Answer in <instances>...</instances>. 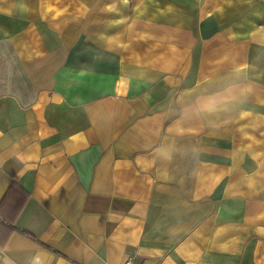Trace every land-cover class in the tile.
<instances>
[{"label": "crops", "instance_id": "0c3cea01", "mask_svg": "<svg viewBox=\"0 0 264 264\" xmlns=\"http://www.w3.org/2000/svg\"><path fill=\"white\" fill-rule=\"evenodd\" d=\"M64 1L0 0V264H264V0Z\"/></svg>", "mask_w": 264, "mask_h": 264}, {"label": "rangeland", "instance_id": "374dc122", "mask_svg": "<svg viewBox=\"0 0 264 264\" xmlns=\"http://www.w3.org/2000/svg\"><path fill=\"white\" fill-rule=\"evenodd\" d=\"M58 2H59V0H58ZM61 2L64 3L65 1L64 0H61ZM62 7L64 8L65 6H62Z\"/></svg>", "mask_w": 264, "mask_h": 264}]
</instances>
